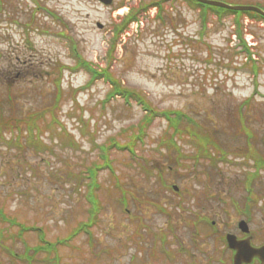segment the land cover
I'll return each mask as SVG.
<instances>
[{
	"label": "rangeland",
	"instance_id": "rangeland-1",
	"mask_svg": "<svg viewBox=\"0 0 264 264\" xmlns=\"http://www.w3.org/2000/svg\"><path fill=\"white\" fill-rule=\"evenodd\" d=\"M152 1L114 0L104 6L98 0H15L4 6L0 121L26 119L27 126L35 113L51 107L63 124L46 129L52 115L45 113L31 139L28 129H13L0 141V264H22L16 253L25 243L45 242L54 245L49 255H58V264H163L156 248L162 233L172 230L169 235L178 241L188 239L194 216L220 221L223 229L234 227L235 204L242 205L248 193L244 181L257 169L253 147L264 161V27L244 22L251 55L237 52L232 17L218 19L203 9L199 15L198 8L184 3L174 7L177 16L171 14L168 25L151 8L145 10L138 30L130 28L114 41V25L128 11L118 7ZM86 63L142 94L159 112L179 110L191 120L175 130L157 115L144 141L134 144L135 155L112 148L114 140L133 139L146 112L136 101L117 97L107 76L93 77ZM55 79L62 80L58 104ZM36 133L45 141L38 147ZM193 133L209 141L206 147L215 155L199 151ZM18 135L23 148L6 143ZM106 145L111 163L96 176L97 219L88 233L81 230L67 240L91 219L90 170L105 163ZM221 152L226 157L218 159ZM258 170L250 186L261 201L251 226L264 233V165ZM13 220L26 226L22 243L16 236L21 226Z\"/></svg>",
	"mask_w": 264,
	"mask_h": 264
},
{
	"label": "flooded vegetation",
	"instance_id": "flooded-vegetation-1",
	"mask_svg": "<svg viewBox=\"0 0 264 264\" xmlns=\"http://www.w3.org/2000/svg\"><path fill=\"white\" fill-rule=\"evenodd\" d=\"M6 1L7 0H0V11L2 4ZM224 1L233 5H251L264 10V0ZM184 3L188 5L185 0H161V10L165 25H168L171 14L172 17L177 16V13H174L176 10L174 7H180ZM249 13L255 12L250 11ZM194 224L195 228L192 231L194 235H191L188 239L182 240L180 244H172L163 264H264V234H262V237H256L254 230H251V244L256 248H261V252L253 256L248 262H236L235 255L237 251L228 245L224 236L228 232H232L238 236L239 240H244L247 236L246 234L241 232L237 227L229 230H227V228L215 227L214 229H209L206 233L203 232L207 234V237H202L199 235V232L196 231L199 224ZM212 224L216 225V222H212Z\"/></svg>",
	"mask_w": 264,
	"mask_h": 264
},
{
	"label": "trees",
	"instance_id": "trees-1",
	"mask_svg": "<svg viewBox=\"0 0 264 264\" xmlns=\"http://www.w3.org/2000/svg\"><path fill=\"white\" fill-rule=\"evenodd\" d=\"M136 95H137V97H138L140 100L143 99V96H142L140 93H136ZM141 98H142V99H141ZM151 111H152V113L147 117V119H146V121H145V124L142 125V127H141L142 130L147 126V124H148L149 122H151L152 118L154 117V115H155V113H156V111H155L154 109H152ZM173 122H174V125H178V124H180V122H179V115H177V118H174Z\"/></svg>",
	"mask_w": 264,
	"mask_h": 264
},
{
	"label": "water",
	"instance_id": "water-1",
	"mask_svg": "<svg viewBox=\"0 0 264 264\" xmlns=\"http://www.w3.org/2000/svg\"><path fill=\"white\" fill-rule=\"evenodd\" d=\"M203 1H205V2H210V3H213V4H220V3H218V2H212V1H208V0H203ZM105 2H106V3H110L111 0H105Z\"/></svg>",
	"mask_w": 264,
	"mask_h": 264
}]
</instances>
